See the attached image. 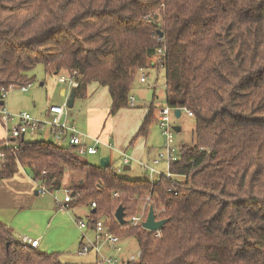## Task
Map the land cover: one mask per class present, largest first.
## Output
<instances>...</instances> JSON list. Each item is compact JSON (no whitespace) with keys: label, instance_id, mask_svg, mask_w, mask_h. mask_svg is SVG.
<instances>
[{"label":"trees","instance_id":"1","mask_svg":"<svg viewBox=\"0 0 264 264\" xmlns=\"http://www.w3.org/2000/svg\"><path fill=\"white\" fill-rule=\"evenodd\" d=\"M160 47L165 104L194 119L192 145L181 143L168 168L182 179H130L69 142L21 137L16 149L0 143V179L22 168L52 191L65 174L77 177L64 205L86 206L91 229L100 221L133 238L139 256L128 264H264V0H0V89L31 84L42 64L73 75L75 98L89 83L107 87L113 116L130 107L139 71L159 67ZM154 111L151 103L136 137L157 122ZM146 197L166 219L159 231L129 223ZM0 264L63 263L15 240L0 219Z\"/></svg>","mask_w":264,"mask_h":264},{"label":"rangeland","instance_id":"2","mask_svg":"<svg viewBox=\"0 0 264 264\" xmlns=\"http://www.w3.org/2000/svg\"><path fill=\"white\" fill-rule=\"evenodd\" d=\"M160 19L161 17L159 14L158 20ZM152 61L156 60L152 58ZM147 73L148 76L146 83H139L136 78L131 87L130 94L134 96L133 93H135V99V97H137V93L139 92L140 97H143L147 103H149V101H152L155 106L154 113L156 114L159 106L166 105L164 100L166 89L164 81V71L161 67H150L147 69ZM61 74L66 75L63 73V71L59 74H49L45 71V68L42 64H37L28 74L29 76L34 77V80L29 85L28 91L21 92L18 88L9 89L5 95V98L3 99V105L8 110V112L12 114L18 112H26L34 117V114L31 113L30 109L34 108L33 105H35L36 103L38 106H42L43 108L47 107V105L50 103L49 100L47 101V90H49V88L55 84L56 87H61L59 84H57V78ZM156 77V84L153 85ZM40 83H43V85H40ZM64 85L66 87L68 86L66 84ZM67 89L68 90L66 91L65 98H62L60 101H56L55 103L61 104L63 101L64 102L62 103V105L66 103L71 88L68 86ZM34 90L36 91L34 92ZM33 93H35L36 101L32 99ZM51 93L55 98H59L57 88L51 90L50 94ZM80 102L81 100L77 99L72 107H65L66 112L70 113V118L72 120H75V118L77 117ZM50 105L51 104H49L48 107ZM38 120H46L48 122V120L43 116H40ZM171 122L174 126L180 127V131H174L173 133L175 145L179 146L181 143L192 145V131L194 128L193 117L189 116L185 110H181L179 117H176L174 113L171 114ZM48 127L49 125L46 124L43 126L44 130L40 132L37 131L35 134L26 133L24 137L28 141L43 140L51 141L56 145L68 144L67 140H55L53 137H51L50 134L45 131L46 129H48ZM152 131L154 133L152 135V141L149 145L152 151L147 155V158L142 160V163L148 166H152V160L157 154V151L161 150L164 141V138L161 134V129L155 122L150 128V133ZM9 143L13 144L14 141H10ZM100 157L101 152L99 151L97 155H88L85 157V159L90 163L97 164V159L99 160ZM111 163L112 165L116 166L117 164V166H119L120 157L115 154H111ZM136 166L137 169L134 168L132 171L128 172L123 171L121 168L118 173L130 179L143 177H148V179L158 178L157 175L150 177L143 167L138 165ZM154 168L159 173H166L168 165L165 161H161L159 164H157V166L154 165ZM76 178L77 177L73 178V181ZM179 179H182V177H179ZM68 185L69 184H65V186L62 185L59 190L46 191L45 193L39 192L38 196L34 198V204L39 207L38 210L19 209L12 211L11 213L1 212L0 218L4 223L7 224L15 240L19 241L24 236H27L29 238L36 236L39 238L40 242L39 249L47 253H54L59 261L63 264H97L100 256L95 252L94 248L85 253L79 252L83 245L88 246L96 240V233L94 229H91L89 226H87L88 208L86 206L73 205L72 207L64 208L61 207L56 201V199L59 201L63 200L65 196V189ZM77 220H81L82 222H84L86 224V227L83 229L79 228ZM50 223L51 226L49 227ZM96 242L102 257H112L118 260L119 263L121 261H127L131 256H134L135 261L138 260V246L133 238H120L118 244L121 249L120 251L112 248L103 239L96 240ZM96 254L98 255V258Z\"/></svg>","mask_w":264,"mask_h":264},{"label":"crops","instance_id":"3","mask_svg":"<svg viewBox=\"0 0 264 264\" xmlns=\"http://www.w3.org/2000/svg\"><path fill=\"white\" fill-rule=\"evenodd\" d=\"M63 73L67 74L66 72ZM156 80L157 77L154 80L153 85L156 84ZM57 84L61 87H56L55 84L47 90V101L49 100V104L61 105L64 102L63 101L61 104L55 103L56 101L65 98L68 86L66 87L64 85L65 83H60L58 80ZM40 85H43V83H40ZM55 88L58 89L59 98H55L52 93L50 94V91ZM35 91L36 90H34V92ZM86 94V98L84 99H74V103L77 99L81 100L75 120L70 118V113L68 112L61 117V120L67 124H75L78 130V136L84 143H91L94 139H99L100 144L97 147V153L93 155H97L99 151L101 152V156L109 155L111 165V154L120 157V165H112L118 169L117 171L121 168L125 172L132 171L134 168L137 169L136 165L142 167V160L147 158V155L152 151L149 145L152 141V135L154 132L152 131L150 133L149 129L146 137H136V134L148 113L149 105L153 102L149 101V103H147L143 97H140L138 92L133 107L122 108L113 116H109L108 111L111 106V98L107 87L92 82L87 85ZM133 94L135 96V93ZM32 99L36 101L35 93L32 94ZM33 106L34 108H31L30 110L31 113L34 114V117L39 119L40 116H43L48 122L53 121L54 117L48 112L47 107L43 108L42 106H38L37 103ZM156 114L154 113L155 117ZM10 125H12V122L4 124L0 121V143L6 142V131L7 127ZM42 130H44V128L40 129L39 132ZM45 131L53 137L50 126ZM64 140L69 142L68 137H64L63 141ZM107 142L112 144L111 148L105 145ZM124 156L129 157V162L127 164L123 163ZM98 162L99 160L97 159V164ZM72 179V175L65 174L62 185L65 186V184L72 183ZM39 185L40 184L36 183L29 173L22 168L14 175V177L10 179H0V213H11L12 211L19 209L38 210L39 207L34 204V198L39 194ZM61 207L67 208L65 205ZM88 213L89 212H87V217ZM50 226L51 223L49 227ZM32 239H37L39 241V238L36 236H33ZM39 247L40 242L36 248L39 249ZM88 247L90 248L89 251L93 249L91 248V244L88 245ZM96 256L98 258L97 254Z\"/></svg>","mask_w":264,"mask_h":264},{"label":"built area","instance_id":"4","mask_svg":"<svg viewBox=\"0 0 264 264\" xmlns=\"http://www.w3.org/2000/svg\"><path fill=\"white\" fill-rule=\"evenodd\" d=\"M165 53V49L163 47L157 48L156 53L153 57L156 61H152L155 65L157 64L159 67L164 66V60L163 55ZM147 69H141L137 75V80L139 83L145 84L147 80ZM58 82L67 84L70 88H74L77 86V81L72 76L68 75H59L57 78ZM30 85V84H29ZM29 85L27 86H9L8 88H1L0 89V101H2L5 98V95L9 89L18 88L21 92H27ZM135 105V99L134 96H130L129 98V106L133 107ZM66 103L61 105L51 104L48 107V112L53 115L54 119L52 122L47 121H40L31 115H29L26 112H18L15 114H12L8 112V110L5 108L3 104H0V121L4 124H7V122H12V125L7 127L6 131V137L7 140L4 144V147L7 148H17L16 142L13 144H10V141L17 140L18 138L25 136L26 133L29 134H35L37 131L43 128L44 125H49L51 128V132L53 134V138L55 140H61L64 137L69 138V143L76 146V151L80 155H93L97 153V147L100 144L99 139H94L91 143H84L80 137L78 136V130L75 124H67L66 122L61 120V117L66 114ZM181 110H185L186 113L189 116H192L191 111L187 110L186 108H180ZM174 113V108H170L167 105L165 106H159V109L157 111V124L159 128L161 129V134L164 138L163 145L161 147L160 151H157L156 156L152 160V166H148L146 164H142V167L146 170L148 175L150 177L157 175L158 178L161 175H165V178L170 180L179 179L181 177L180 175L171 173L168 169L166 173H159L155 168L154 165L159 164L161 161H165L168 165L175 160L178 159V150L179 146H176L174 143L173 133H174V125L171 122V114ZM107 147L111 148L112 144L107 142L105 144ZM0 156L3 157V153H0ZM129 162V157L124 156L123 163L127 164ZM157 178V179H158ZM157 179L150 178V182H154ZM38 191L41 193H45L48 191L45 186L39 185ZM169 191L172 189L169 188ZM116 195V194H114ZM56 199V198H55ZM72 197L70 192L65 189V196L62 201H59L56 199L58 204L60 206H64L65 203L71 201ZM150 201L149 197H146L144 204L139 208V210L130 217L129 223L132 225H138L141 227L142 222L146 220L148 209H146V204ZM95 207V203L90 204V208L93 209ZM156 220H158L156 218ZM78 227L83 229L86 227V224L82 222L81 220H77ZM95 233H96V240L103 239L106 241L112 248L116 249L117 251H120L119 247V239L117 236L110 234L107 232L100 221L96 223L95 227ZM91 243V248L95 249V252L100 256L99 260L97 261V264H128L135 261L134 256H131L127 261H121L120 263L118 260L109 257L105 258L102 257L99 251V247L97 246V242ZM20 243L26 244L32 248H36L39 245V241L37 239H32L27 236H24L21 240H19ZM89 247L86 245H83L80 249V253H85L89 251ZM139 256V251H138Z\"/></svg>","mask_w":264,"mask_h":264},{"label":"water","instance_id":"5","mask_svg":"<svg viewBox=\"0 0 264 264\" xmlns=\"http://www.w3.org/2000/svg\"><path fill=\"white\" fill-rule=\"evenodd\" d=\"M159 36H162V32H159ZM74 99H75V89L71 88L69 91V95L67 97L66 100V106L68 108L73 106L74 103ZM3 102L1 101L0 104H2ZM180 108H176L174 110V114L176 117L180 116ZM175 132L180 131V127L179 126H174L173 127ZM22 139L24 138V136L21 137ZM98 165L100 167H107L110 165V157L109 155H105V156H101L99 158V162ZM114 217L116 219V221L120 224L123 225L125 223V218H124V208L122 205H119L115 212H114ZM166 222V219H161V220H156L154 211H153V207L150 206L148 209V213H147V217L146 220L142 223V228L150 230V231H159L162 226L164 225V223Z\"/></svg>","mask_w":264,"mask_h":264}]
</instances>
